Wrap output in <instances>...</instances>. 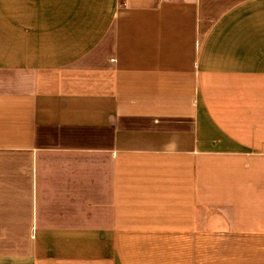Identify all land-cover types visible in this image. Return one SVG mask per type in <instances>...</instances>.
<instances>
[{
    "label": "crops",
    "instance_id": "0c3cea01",
    "mask_svg": "<svg viewBox=\"0 0 264 264\" xmlns=\"http://www.w3.org/2000/svg\"><path fill=\"white\" fill-rule=\"evenodd\" d=\"M0 264H264V0H0Z\"/></svg>",
    "mask_w": 264,
    "mask_h": 264
},
{
    "label": "built area",
    "instance_id": "2783aa9c",
    "mask_svg": "<svg viewBox=\"0 0 264 264\" xmlns=\"http://www.w3.org/2000/svg\"><path fill=\"white\" fill-rule=\"evenodd\" d=\"M174 1H178V0H174Z\"/></svg>",
    "mask_w": 264,
    "mask_h": 264
}]
</instances>
